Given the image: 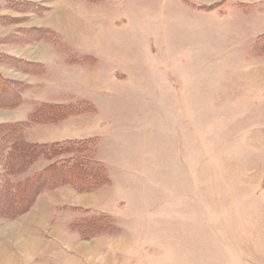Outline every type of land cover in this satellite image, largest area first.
I'll return each mask as SVG.
<instances>
[{
    "label": "rangeland",
    "instance_id": "obj_1",
    "mask_svg": "<svg viewBox=\"0 0 264 264\" xmlns=\"http://www.w3.org/2000/svg\"><path fill=\"white\" fill-rule=\"evenodd\" d=\"M259 13L264 0L207 8L193 0H0V56L38 62L46 50L29 45V30L42 29L36 42L53 44L59 57L33 63L34 73L0 64L2 76L28 86L22 104L0 108V126L27 121L40 105L88 103L95 112L49 129L42 142L91 138L111 180L101 189L105 211L74 208L77 197L63 187L41 195L20 225L0 218V254L33 232L34 250L20 245L24 258L13 252L14 264H98L100 256L264 264V57L252 56ZM99 214L119 234L84 241L71 230ZM76 248L96 251L97 261Z\"/></svg>",
    "mask_w": 264,
    "mask_h": 264
},
{
    "label": "trees",
    "instance_id": "obj_2",
    "mask_svg": "<svg viewBox=\"0 0 264 264\" xmlns=\"http://www.w3.org/2000/svg\"><path fill=\"white\" fill-rule=\"evenodd\" d=\"M29 5L28 7H32ZM41 13V8H32ZM45 30H29L28 42L34 43ZM253 57H264V35L252 48ZM0 64L22 72H36L40 66L31 62L0 56ZM26 84L6 79L0 73V108L12 109L22 104ZM66 107L40 105L27 121L0 126V218L15 220L30 211L37 199L48 192L70 187L78 194H93L111 185L106 167L97 159V144L93 140L67 141L51 144H34L26 138V129L34 126L64 123L72 116L93 113L90 104ZM47 163L41 173L33 174L20 182H13L26 174L37 162ZM70 228L84 241L101 235L119 234L112 217L104 214L72 222Z\"/></svg>",
    "mask_w": 264,
    "mask_h": 264
},
{
    "label": "crops",
    "instance_id": "obj_3",
    "mask_svg": "<svg viewBox=\"0 0 264 264\" xmlns=\"http://www.w3.org/2000/svg\"><path fill=\"white\" fill-rule=\"evenodd\" d=\"M193 1L196 2L197 5L200 4V5H203L205 8H207V7H212L215 4L218 5L220 2H224V1H227V0H193ZM258 19H259V21H258V24H257L258 25V28L257 29H259V31H258V33H256L257 37L264 34V29H263V25H264V15H262V13H259L258 14ZM44 27L45 28L52 29V30H54L56 32H58V29H59V27L53 26L52 22L47 23V25L44 26ZM48 31H50V30H48ZM34 43H36L39 48H42L43 50H46V51H45V53H42V55H44V54L45 55L42 57L41 60H39L38 62L37 61L36 62L30 61L31 63H36V64L44 65V62L46 61V58L49 59V57H55V54H54V48L55 47L53 46V44L48 43V44L44 45V42L43 41L42 42H34ZM29 45H31V43ZM41 45H44L45 47H43ZM83 56L89 57L88 55H83ZM55 58H59V57L56 56ZM27 61H29V60H27ZM63 61H64V63L66 62L68 65H70V61H69V58L68 57L67 58H64ZM53 104H60V103H53ZM60 105H64V104H60ZM84 116H88V115H84ZM84 116L72 117V118L67 119L66 121H68L70 119L84 117ZM25 120H22V121H14V123L23 122ZM66 121H64V122H66ZM62 124H64V123H61L60 125H54V126L51 125V126H34V127H32L31 130H30V132H29L30 142L31 143H34V144H51V143H62V142H67V141H81V140L91 139V138H86V139H65L64 138L61 141H56V142H51V143H48V142H45L44 143V142H42V140H44V138L47 135H49V133H50L49 132L50 131L49 129H53V127H56L57 129H62L61 128V125ZM54 131H55V133H58L61 130H54ZM33 133H35L38 138H36V139L33 140V137H31V134H33ZM66 188L67 189H70L69 191H71L70 192L71 195H72L71 197H74V196L77 197L74 200L75 201H78L77 202L78 204H75L77 206L74 207V208H77V207H79V208H94V209H97V210H103L102 208H99L100 207L99 205L102 206V204L104 202L103 201L104 199L102 197V190L99 191V192H97V193H94V194H81L80 195V194L76 193L72 188H70V187H66ZM66 188H63V189L60 188V189H57L54 192H48V193H46L44 195L51 194L53 196H56L57 194H59V192L61 190L66 191L65 190ZM40 198L38 199L37 203L35 204V206H34V208L32 210H34V209L37 208L38 203L40 201ZM103 211H105V210H103ZM23 218L24 217L17 218L14 221H12L11 223H13L14 225L15 224L16 225L17 224L20 225V222H22V219ZM25 235H26V237L24 239L23 238L24 237V234L21 232V239L22 240H26L25 243L22 240H21L22 241V243H21L19 241V239H17V241H15L13 239L10 240L12 244L7 245L5 254H4V252H1V254H0V264H14L15 261L13 260V257H12L13 256L12 255L13 252H19L21 254L20 256H22L24 258V249H20V245H22L23 248H24V246L27 248L26 249L27 250L26 251L27 254H28L29 249H30L29 252H31L32 250H34L33 249L34 248L33 242L36 243V244L38 242L37 239L35 238L36 237L35 234L32 232V233H28V234H25ZM73 251H74V253H77L80 256L86 258V260H87V257H88L87 262H91V263L94 262L95 263L97 261L94 258L95 255L93 254L96 251H85L82 248H78V249L76 248V249H73ZM29 254H31V253H29ZM27 257H28V255H27ZM98 264H112V261H111V259H105L104 260V258L102 256H100V259L98 260Z\"/></svg>",
    "mask_w": 264,
    "mask_h": 264
}]
</instances>
